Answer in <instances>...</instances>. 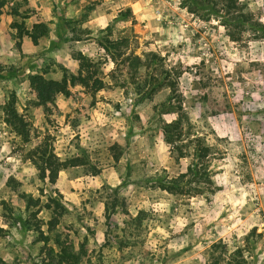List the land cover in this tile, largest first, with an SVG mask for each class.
Wrapping results in <instances>:
<instances>
[{
  "label": "rangeland",
  "instance_id": "obj_1",
  "mask_svg": "<svg viewBox=\"0 0 264 264\" xmlns=\"http://www.w3.org/2000/svg\"><path fill=\"white\" fill-rule=\"evenodd\" d=\"M100 5L82 6L76 33L39 23L47 34L38 45L11 26V38L0 37V106L14 93L18 112L60 159L82 156L101 171L41 181L31 147L0 112V264H58L61 249L77 264H264V38L230 22L225 0H126L103 6L105 26H89ZM13 8L3 16L21 22ZM249 9L264 25V0ZM20 14L27 29L37 25L30 11ZM78 52L96 63L105 90L75 87L49 111L31 104L30 76L77 72ZM135 57L139 85L128 78ZM155 80L158 92L141 101L139 86ZM174 121L182 126L169 143L163 125ZM159 181L183 193L160 190ZM56 194L68 211L60 225L48 231L51 214L40 206L26 224L23 195L44 204Z\"/></svg>",
  "mask_w": 264,
  "mask_h": 264
},
{
  "label": "trees",
  "instance_id": "obj_2",
  "mask_svg": "<svg viewBox=\"0 0 264 264\" xmlns=\"http://www.w3.org/2000/svg\"><path fill=\"white\" fill-rule=\"evenodd\" d=\"M18 2V3H15ZM228 7L224 8L225 17L234 23L237 27L247 26L255 32V39L264 38V25L258 20L254 19V15L250 12L249 5L254 0H225ZM197 2V1H196ZM203 2V0H202ZM211 0H205L206 5H210ZM16 4V9L13 8L14 16L19 18L21 22L15 21L11 28L17 31V38L22 41L24 38L31 39L34 45L39 44V40L47 34V28L43 24L34 25L32 30L26 28L25 18L20 14L19 0H0V18L6 14V9L11 4ZM236 10V11H234ZM131 11H127L123 17L129 18ZM237 12V13H234ZM232 14V15H231ZM66 23V24H64ZM64 29L73 28V33H76L75 25L72 27V21H64ZM77 23V22H75ZM76 42H81V39H73ZM119 48V47H117ZM75 60L78 62V71L72 72L69 69L63 68V76L60 80H47L43 75H31L29 78L30 88L36 94V100L30 101L35 107L43 108L46 111L54 108L56 100L59 96L70 97L72 89L75 87L88 88L93 92H100L105 90L106 83H104L97 75L96 63L82 52H78L75 56ZM141 59L135 57L130 59L129 66L133 68L128 73V78L136 83V68L141 65ZM156 81V80H155ZM165 82V81H164ZM152 86L145 90L147 84L144 83L142 87L139 86V92H143L141 101H152L154 95L158 92V88L154 85L158 84V81L151 82ZM139 85V84H138ZM146 85V86H145ZM16 96L11 94L8 101L0 106V112L3 113L4 123L21 138L24 144L31 147L27 154V159L32 163L38 172V177L41 181L48 182L50 185H55L59 174L69 169H82L86 176L96 177L100 174V169L85 157H73L70 159L62 160L54 152L53 144L49 143V137L44 139L39 138L29 119L26 115H22L17 110ZM182 126L180 121H174L170 124L163 125V133L169 143L174 142V133L179 131ZM205 155H199L200 157H206L208 149H204ZM182 154V152H181ZM198 156V159L200 158ZM182 158V157H181ZM118 159V157H116ZM193 171V167L188 168V173ZM185 176V175H183ZM187 176V174H186ZM160 190L177 194L183 193V188L180 185L173 184L169 181H159L158 187ZM61 197L56 194L55 197L49 196L46 203H42L40 199H34L31 196L23 195V199L26 203V209L30 212L32 209L41 207L42 210H46L51 214V219L48 223V231L56 229L60 225V220L67 214V210L62 205ZM11 211V210H10ZM33 214V215H32ZM36 212H30V219L26 224H31V217L36 216ZM8 215H5L7 217ZM145 214L140 213L136 218L132 219L136 229H139V223L144 219ZM12 220L11 215L9 216ZM30 227L37 232H41V227L37 224ZM48 240V237H42ZM51 254V253H50ZM58 264H77L80 260L78 256L69 253L66 249H61L59 254ZM73 260L76 262L73 263ZM214 264H218L217 262Z\"/></svg>",
  "mask_w": 264,
  "mask_h": 264
},
{
  "label": "crops",
  "instance_id": "obj_3",
  "mask_svg": "<svg viewBox=\"0 0 264 264\" xmlns=\"http://www.w3.org/2000/svg\"><path fill=\"white\" fill-rule=\"evenodd\" d=\"M98 1L101 5L97 6L98 11H94L91 16V21L89 26H105V21L107 20L108 10H104L103 6L106 4H112L121 6L126 0H19L20 12L26 11L31 12L35 15V19L31 17L32 24L47 23L51 27H64V21L74 20L79 12H81L82 6H86L90 2ZM111 1V2H110ZM14 4L12 3L11 6ZM136 4L126 5L131 8ZM108 6V5H107ZM118 8V7H117ZM94 16V17H93ZM14 19L11 16H2L0 19V37L7 34H14V31L10 30L11 24ZM29 24V23H28ZM30 30V29H29ZM8 33V35L10 36ZM11 38V36H10ZM27 40V38H25ZM81 43V42H77Z\"/></svg>",
  "mask_w": 264,
  "mask_h": 264
}]
</instances>
